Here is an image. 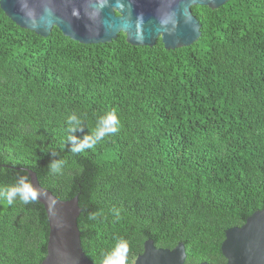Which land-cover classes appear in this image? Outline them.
Returning a JSON list of instances; mask_svg holds the SVG:
<instances>
[{
	"label": "trees",
	"instance_id": "1",
	"mask_svg": "<svg viewBox=\"0 0 264 264\" xmlns=\"http://www.w3.org/2000/svg\"><path fill=\"white\" fill-rule=\"evenodd\" d=\"M194 13L200 37L166 49L123 32L43 36L0 7V264L47 254L26 168L60 199L78 196L92 262L130 264L152 239L183 242L185 264L226 263V230L264 209V0Z\"/></svg>",
	"mask_w": 264,
	"mask_h": 264
},
{
	"label": "water",
	"instance_id": "2",
	"mask_svg": "<svg viewBox=\"0 0 264 264\" xmlns=\"http://www.w3.org/2000/svg\"><path fill=\"white\" fill-rule=\"evenodd\" d=\"M229 0H0L16 24L47 36L54 26L81 43L110 42L123 32L133 45L154 46L160 38L166 49L193 44L201 23L193 8H217ZM32 192L45 207L49 221L47 254L40 264H97L83 250L78 196L62 200L40 184L32 169ZM225 264H264V209L254 211L240 226L226 230L221 245ZM185 244L174 248L144 242L130 264H185ZM197 264H209L202 261Z\"/></svg>",
	"mask_w": 264,
	"mask_h": 264
},
{
	"label": "clouds",
	"instance_id": "3",
	"mask_svg": "<svg viewBox=\"0 0 264 264\" xmlns=\"http://www.w3.org/2000/svg\"><path fill=\"white\" fill-rule=\"evenodd\" d=\"M111 119H115V117L113 116V117H111ZM97 138H99V137H97ZM79 149H73V151H78ZM10 195H11V193H10ZM26 202V201H25Z\"/></svg>",
	"mask_w": 264,
	"mask_h": 264
},
{
	"label": "flooded vegetation",
	"instance_id": "4",
	"mask_svg": "<svg viewBox=\"0 0 264 264\" xmlns=\"http://www.w3.org/2000/svg\"><path fill=\"white\" fill-rule=\"evenodd\" d=\"M193 11H194V8H193Z\"/></svg>",
	"mask_w": 264,
	"mask_h": 264
}]
</instances>
